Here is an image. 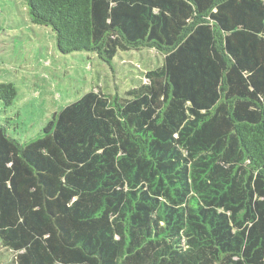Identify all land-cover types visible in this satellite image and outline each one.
I'll use <instances>...</instances> for the list:
<instances>
[{
    "label": "trees",
    "instance_id": "obj_1",
    "mask_svg": "<svg viewBox=\"0 0 264 264\" xmlns=\"http://www.w3.org/2000/svg\"><path fill=\"white\" fill-rule=\"evenodd\" d=\"M24 1L62 53L163 60L25 141L0 122L9 264H264V0Z\"/></svg>",
    "mask_w": 264,
    "mask_h": 264
},
{
    "label": "rangeland",
    "instance_id": "obj_2",
    "mask_svg": "<svg viewBox=\"0 0 264 264\" xmlns=\"http://www.w3.org/2000/svg\"><path fill=\"white\" fill-rule=\"evenodd\" d=\"M162 60L155 49L121 51L111 67L93 52L62 53L55 32L32 22L24 0H0V82L18 89L13 105L0 102V122L25 141L97 84L122 93ZM0 255L9 264L14 253L0 246Z\"/></svg>",
    "mask_w": 264,
    "mask_h": 264
}]
</instances>
